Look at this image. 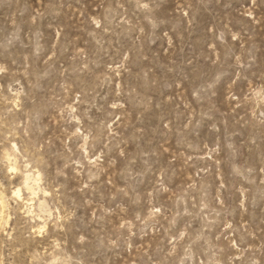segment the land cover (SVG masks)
I'll use <instances>...</instances> for the list:
<instances>
[{"label": "rangeland", "instance_id": "1", "mask_svg": "<svg viewBox=\"0 0 264 264\" xmlns=\"http://www.w3.org/2000/svg\"><path fill=\"white\" fill-rule=\"evenodd\" d=\"M0 199V264H264V0H0Z\"/></svg>", "mask_w": 264, "mask_h": 264}, {"label": "bare ground", "instance_id": "2", "mask_svg": "<svg viewBox=\"0 0 264 264\" xmlns=\"http://www.w3.org/2000/svg\"><path fill=\"white\" fill-rule=\"evenodd\" d=\"M24 184L26 186L27 189H31L32 190V186L29 184V178L28 176H25V179H24ZM33 191V190H32ZM16 194L18 193V190H15L14 191ZM1 200V199H0ZM2 204V203H1Z\"/></svg>", "mask_w": 264, "mask_h": 264}]
</instances>
